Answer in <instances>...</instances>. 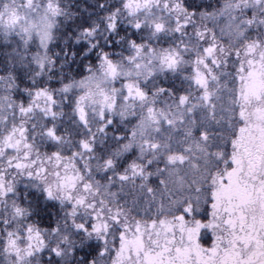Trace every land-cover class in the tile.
<instances>
[{
    "label": "snow or ice",
    "instance_id": "snow-or-ice-1",
    "mask_svg": "<svg viewBox=\"0 0 264 264\" xmlns=\"http://www.w3.org/2000/svg\"><path fill=\"white\" fill-rule=\"evenodd\" d=\"M0 264H264V0H0Z\"/></svg>",
    "mask_w": 264,
    "mask_h": 264
}]
</instances>
